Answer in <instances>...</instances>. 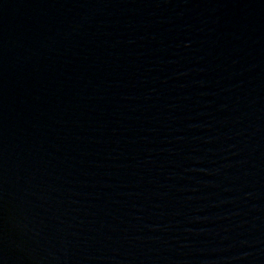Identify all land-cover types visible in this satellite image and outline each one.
I'll use <instances>...</instances> for the list:
<instances>
[{"label":"water","instance_id":"95a60500","mask_svg":"<svg viewBox=\"0 0 264 264\" xmlns=\"http://www.w3.org/2000/svg\"><path fill=\"white\" fill-rule=\"evenodd\" d=\"M0 264H264V0H0Z\"/></svg>","mask_w":264,"mask_h":264}]
</instances>
